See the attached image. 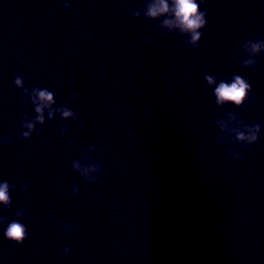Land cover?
<instances>
[{
    "label": "water",
    "instance_id": "1",
    "mask_svg": "<svg viewBox=\"0 0 264 264\" xmlns=\"http://www.w3.org/2000/svg\"><path fill=\"white\" fill-rule=\"evenodd\" d=\"M163 2L0 0V264H264V0Z\"/></svg>",
    "mask_w": 264,
    "mask_h": 264
},
{
    "label": "clouds",
    "instance_id": "2",
    "mask_svg": "<svg viewBox=\"0 0 264 264\" xmlns=\"http://www.w3.org/2000/svg\"><path fill=\"white\" fill-rule=\"evenodd\" d=\"M162 7L160 8V11H167L168 6L161 0ZM175 11L177 19L179 20L180 24L189 31H192L193 34V41L199 39V33L195 32V29L201 27L204 24L203 20V13L198 14V4L196 3V0H175ZM151 14L154 16L156 15V10L153 9ZM209 83H212L211 77H206ZM16 84H20V80L17 79ZM248 87V85L245 83V81L237 76L235 77V80L233 83H224L221 82L219 86L215 89V95L217 96V102H223V101H231L235 102L237 105H239L245 96V89ZM40 96L43 99L51 100V94L46 92H40ZM39 111V109H37ZM65 116L69 115V113L65 112ZM27 135V133H25ZM243 139V137H240ZM253 140H255V137H253ZM243 158H241L242 160ZM7 188L8 184L5 182L3 185H0V201L7 203L9 200V197L7 195ZM5 237L9 240L15 241L16 244H22L25 239V227L18 223V222H11L9 226L7 227L5 233Z\"/></svg>",
    "mask_w": 264,
    "mask_h": 264
}]
</instances>
